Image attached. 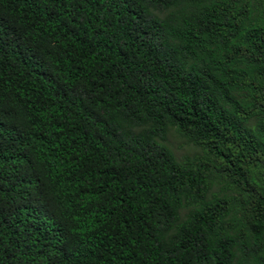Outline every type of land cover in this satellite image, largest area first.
Here are the masks:
<instances>
[{"label": "trees", "instance_id": "16d2710c", "mask_svg": "<svg viewBox=\"0 0 264 264\" xmlns=\"http://www.w3.org/2000/svg\"><path fill=\"white\" fill-rule=\"evenodd\" d=\"M0 264H264V0H0Z\"/></svg>", "mask_w": 264, "mask_h": 264}]
</instances>
